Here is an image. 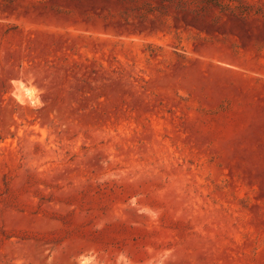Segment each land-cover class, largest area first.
Here are the masks:
<instances>
[{"label":"rangeland","instance_id":"rangeland-1","mask_svg":"<svg viewBox=\"0 0 264 264\" xmlns=\"http://www.w3.org/2000/svg\"><path fill=\"white\" fill-rule=\"evenodd\" d=\"M0 264H264V0H0Z\"/></svg>","mask_w":264,"mask_h":264},{"label":"bare ground","instance_id":"bare-ground-1","mask_svg":"<svg viewBox=\"0 0 264 264\" xmlns=\"http://www.w3.org/2000/svg\"><path fill=\"white\" fill-rule=\"evenodd\" d=\"M22 95H23V94H22ZM22 95H21V96H19L18 98H19V100H20V101H22V102H23V101H25L26 99H25V98H24Z\"/></svg>","mask_w":264,"mask_h":264}]
</instances>
